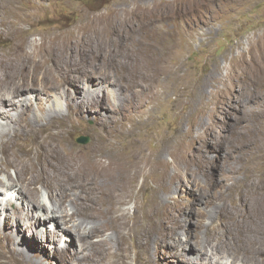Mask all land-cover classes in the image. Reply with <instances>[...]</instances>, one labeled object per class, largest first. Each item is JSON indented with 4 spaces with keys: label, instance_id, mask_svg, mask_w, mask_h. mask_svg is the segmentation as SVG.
<instances>
[{
    "label": "rangeland",
    "instance_id": "rangeland-1",
    "mask_svg": "<svg viewBox=\"0 0 264 264\" xmlns=\"http://www.w3.org/2000/svg\"><path fill=\"white\" fill-rule=\"evenodd\" d=\"M4 2L7 5L6 24H0V53L5 54L13 50L16 53L12 52L14 55L11 53L9 57L11 64L1 67L0 97H4L5 94L11 95L27 86L48 91L50 94L66 87V90L74 92L73 94L75 90L79 91L81 97L76 93V98H79L80 106L88 110L79 114L81 119H74L73 116H76L74 113L70 112L67 115L64 97L58 96L61 114L67 115L64 121L67 129L64 132L66 143L60 147L58 158L54 156L50 158L54 163L64 156L66 149L89 147L94 142L98 143L103 154L113 150V145L126 152L131 147L128 144L129 137L141 139L148 153L155 150L160 152L157 151L160 159L167 164L156 165L159 171L165 167L172 171L173 158L176 157L181 175L184 176L185 160L192 159V170L187 172L195 179L191 191L173 188L170 196L166 197L165 190L157 186L156 181L160 173L153 172L149 166L136 182H130L126 201L118 205V211L126 209L131 218L139 215L146 202L156 192L163 202L168 203L164 213L174 218L176 232L180 233L178 240L184 248L181 250L179 242L174 241L166 230L157 234L152 244L144 251L136 247L132 237L126 236L125 241L129 245L128 263L207 264L211 260L212 264H218L217 260L221 258L222 264H231L233 261L235 262L232 264H264V147L262 149L259 146V143L264 141V85L250 80L248 76V67L252 66V59L258 58L264 52V0ZM143 41L147 42L144 46L141 43ZM152 45L164 56L165 64L172 69L162 73L158 81H148L153 85L154 92L140 93L139 107H126L124 111L115 115L113 122L108 123L109 127L100 129L96 118L99 115L95 113L93 103L84 93L89 89L93 90L97 85L106 92L112 103L117 104V82L129 84L132 89L139 87L135 84H146L144 72L147 70L139 72L138 58L143 51L144 53L152 51L154 48ZM62 71L75 75L73 83L64 84ZM89 78L96 80V84L91 82L83 84V81ZM102 91L100 94L104 95ZM29 96L35 102L34 94L31 93ZM35 106H32L27 115L21 114L20 120L12 123L9 130L8 127L0 125V155L3 151L2 139L3 141L9 139L14 150L23 153L27 158L32 157V161L38 162L40 167V162L45 158L36 154V138L46 130L54 133L55 127L50 125L51 123L50 127L43 124L42 118L49 107L40 104L38 111ZM37 111L39 115H36L38 119L36 128H28L32 114ZM103 134L116 136L109 137L106 142L98 138ZM46 170L51 171L50 168ZM55 173L63 178L65 171L55 169ZM16 174L13 168L5 172L0 170V182L19 180L16 184L24 189L26 195L37 200L36 205H41V201L47 206L51 205L52 201L41 183L32 182L28 173ZM224 174L230 179L224 180L222 176ZM249 179L257 182L258 186L255 191L250 186V190L246 192L248 197L244 196L243 199L257 201L252 200L248 206L243 208L240 204V207L236 208L232 199H239L238 189L242 191L241 188H245L244 185ZM78 185L81 184L67 183L66 192L69 190L71 192L73 187L81 190L85 186ZM104 188L108 187L105 185ZM92 190L84 188L82 192L95 198L96 203H103V208L113 207L110 199H106L109 196L107 192ZM222 198L223 206L232 213L226 220L227 230L223 231V236L220 233L222 247L219 252L214 253L215 241L206 234L208 226L211 223L219 224V220L211 207L205 205V199H211L212 204L216 206L217 199ZM15 205L24 212L30 210L29 201L18 197L16 192L0 194V223L7 221L10 225L9 228H0V264H18L21 260L14 252L9 251L19 245L7 239L4 236L7 233L17 240L21 239L18 241L20 245L22 240L27 242L33 237L38 238L41 243H46L45 250H29L30 255L38 260L39 264H58L57 253L62 252L54 250V245L61 247L67 244L63 254L66 259H70L76 250L75 246H71L70 236L65 235L62 229H57L59 232L55 237L57 240L50 235L46 239L45 230L54 228L53 223L48 220L35 228L32 227L34 230L18 229L15 221L17 218L13 216L18 211L12 209ZM219 205H222L221 201ZM65 210L71 214L70 207ZM42 213L46 214L44 211ZM200 213H203L202 216H199ZM64 218L67 219L66 224L74 229V220L67 216ZM197 218L202 221L198 231L195 230ZM185 231H188L186 234L190 236V241L185 240V236L181 234ZM107 233H110V230ZM202 240L208 242L206 252ZM193 242L197 243L194 245ZM195 246L205 253L199 257L197 253L185 252L188 247L190 251ZM77 249L80 250V245ZM225 253H229L231 258L229 256L222 258V255L226 256ZM76 256L81 263L86 261L85 259L81 261L80 253H76ZM187 256L194 259L187 260Z\"/></svg>",
    "mask_w": 264,
    "mask_h": 264
},
{
    "label": "bare ground",
    "instance_id": "bare-ground-1",
    "mask_svg": "<svg viewBox=\"0 0 264 264\" xmlns=\"http://www.w3.org/2000/svg\"><path fill=\"white\" fill-rule=\"evenodd\" d=\"M4 1L5 0H0V24H2V25L6 24L5 17H6L7 5L5 4ZM21 40L22 39H20V41ZM141 43L143 46L147 44V42H145V41H143ZM33 46H35V45L33 44ZM12 52L14 53L15 51L14 50L11 52L9 51L5 54L0 53V70H1L2 66L9 65V63L11 62V58H9V57L11 56ZM28 57L30 58V56H28ZM12 58H13V56H12ZM14 60H12V61H14ZM138 60L139 61H138L137 68L139 67V69H138L139 72L141 70H145V69L147 70L146 72H144V75L146 78L144 81L146 84H144V83H143L144 85L135 84L137 86L139 85V87L132 89V88H130L129 84H123L122 82H117V86H116L117 104L112 103L110 101V99L108 98V95L106 94V92L102 91L103 90L102 88L95 85L96 80L89 78V79H86L83 81V84L91 82L92 84H94L96 86L93 90L89 89V91L87 93H84V95L93 103V105L95 107V113H97L99 115L96 118H97V123H98L100 129H104L106 126H108V123L113 122L115 120V115L121 111H124V109L126 107H135V106L139 107L141 104L139 102V94L140 93H153L154 92L153 85L151 83H149L148 81L152 80V81L156 82L159 80L158 78L160 77V75L162 73L167 72V71L172 69L171 67H168L165 64L164 56L162 54L158 53V49L156 47H154L153 50L148 52V53H144V51H143V54L138 58ZM30 61H31V58H30ZM252 62H253L252 66L248 67L249 68V71H248L249 79L253 80V81H257L260 85H264V52L261 53L258 58H253ZM62 64L63 63H61V65ZM54 65H56V64H54ZM7 68L8 67H6V69ZM56 69H58V68H56ZM13 70H15V69H13ZM29 70H26V71H29ZM59 70H60V68H59ZM64 70H66V69H64ZM10 71L12 72V70H10ZM30 71H32V70H30ZM19 72H20V69H19ZM62 72H64V71H62ZM83 72H85V71H83ZM7 73H8V71H7ZM3 74H5V73L3 72ZM74 74H75V72H74ZM14 75H16V74H14ZM17 75H18V73H17ZM32 75H33V73H32ZM36 75H35V77H36ZM74 76L75 75H73V74H69L67 72H64V78H65L64 84L73 83L72 80H74ZM20 79H22V78H20ZM50 79H51V77H50ZM50 79H49V82H50ZM25 80L26 79H24V81ZM34 80H36V79H34ZM1 82H3V81H1ZM28 83H30V82H28ZM58 84H59V82H58ZM74 86L76 87V85H74ZM29 88L30 87H28V86H27V88H20L19 90L15 91L11 95L5 96L6 95L5 94L4 97L3 96L0 97V125L5 127V128L8 127V130H9V127L11 126V124L16 122L21 117V114H22V116H24V114H26V113L28 114V111L32 110V106L36 105L35 107L37 108L38 111H40V107H38V106H40V104L45 105L44 107L48 106L49 109H48V111H46V113L44 114V117L42 118L44 120L43 124L45 126H48L51 123L50 125H53L55 127L54 133H51V132L46 130L42 134L43 136L42 135L38 136L36 138V141H35V146H36V150H37L36 154H38L40 157L45 158V159L40 162V167H39L38 162L32 161V159H31L32 157L27 158V157H25V155L23 153H19V151L17 152L16 150H14L9 139H5L4 141L2 139L1 148L3 149V151H1L2 153L0 155V170H3L5 172L9 168H13L15 173H17V174L28 173L30 176V180L32 182L41 183V185L44 187V189L47 192L48 198L52 201V203L50 206H47L45 202L41 201V205L40 204L36 205L37 200L35 201L33 196L30 197V196L26 195V193H24V191H23L24 189H22L20 185L16 184L19 180L17 182H14L15 180L14 181L5 180L3 182L1 181L0 182V194H2V193L5 194L6 192H16L18 197L20 196V197L24 198L25 200H28L29 204H30V210H27L26 212H24L18 205H15L14 208H12V209L18 211V212L15 211L17 213L13 214V216L15 215L17 218L15 220L16 225H17L16 227L18 229L19 228L26 229V230L30 229V228L32 229V227L35 228L37 225H40V223L48 220L51 223H53L54 228L45 230L46 239H48V235H50L53 239H56L55 238L56 234H59L57 229L58 230L62 229L64 231L65 235L70 236L71 237V246H75L74 249H76L75 253L70 257V259H66L63 253H64V250L67 249L68 245L65 244L61 247H57L56 245H54V247L56 248V249L54 248V250H57V251L59 250L62 252V253H57V255L59 257L58 261H57L58 264H69V263L70 264H72V263L73 264H129L128 263L129 245L125 241L126 236L132 237L136 247L139 248L140 250L144 251L149 247L150 244H152L154 237L157 234L163 233V231H165V230L168 233V235L171 238H173L174 241L177 240V243L179 242V246L182 250L184 247H183V244L180 243V241L178 240L180 237L179 236L180 233L176 232L175 220L170 214L165 215V213H164V209L166 208L168 203L163 202L161 200V198H159V196L157 195L156 192L154 193V196L148 202H146L145 208L143 209V211H141L142 213L139 215H136L134 217L132 216V218L128 214V211L126 209L118 211V205L122 204L126 201L127 192L129 189L130 182H132V181L136 182L138 177L141 174L145 173L144 169L147 166H149V169H151L153 172H159L160 173L159 177H157L158 179L156 178L157 179L156 182H157V184H158L157 186L159 188H163L165 190V192L167 194L166 197L170 196V193H171L173 188H176L178 190L182 189V191L184 190L187 192L191 191L192 190L191 189L192 184L194 183L195 179L192 178V176H190L189 173L187 174V172H188V170H190V171L192 170V159L188 158L185 160L184 168H185L186 174L184 176L181 175V172L179 170L180 168L178 165V159L176 157L173 158L172 171L168 170L169 168L167 169L166 167L159 171V170H157L156 165L159 164V166H160V164H161V166H162L163 164H165V165L167 164L165 161H162L160 159V156L158 154L159 151L155 150V152H153V153H148L147 151H145L143 143L141 142V139L129 137L128 138V144L131 147L126 152L123 150L121 151L118 147H116L117 145L116 146L113 145L114 146L113 150H111V151L109 150V152L107 154H103L102 152H100V150H102V149H99L98 143L94 142L89 147H80V148L79 147H71L69 149H66L64 156H61L59 158L58 162L54 163L50 158H53V156L58 158V156H59L58 151H59L60 147L64 146L66 143L64 132L67 128L64 124V121L67 118V115L70 112H72L76 115V116H73L74 119L75 118L81 119L79 114H83L84 112H88V110L87 109L84 110V108H82L78 102L79 98L78 99L76 98V93H79V91L75 90V94H73L74 92L73 93L68 92L66 90V87H63L61 91L58 92L57 90H59V89H57L54 93L50 94L48 91H47L48 92L47 93L42 89L37 90L35 88H30V89ZM70 89H72V88H70ZM100 91H102V93H104V95L100 94ZM4 93L5 92H3V94ZM31 93H33L35 96V102L33 101V98H31L29 96V94H31ZM60 95L63 96L65 101H66L67 110H68L67 115L61 114L62 109L59 108V99H58V96L60 97ZM100 95L101 96L103 95V96L100 97ZM79 97H81L80 93H79ZM38 111L36 113L32 114V118H30L31 123L27 125L28 128H31V129L36 128V126H37L36 122L38 120L36 115H39ZM55 117H56V119H55ZM18 122H20V121H18ZM24 123H26V122H24ZM50 125L48 127H50ZM20 127H22V125ZM25 129H26V127H25ZM30 132H31V130H30ZM5 133L6 132H3V134H5ZM33 134H34V132H33ZM111 136L114 137L116 135L111 134L109 136L107 134H103V135L99 136L98 138L101 141L108 142V140L111 138ZM129 136H130V134H129ZM54 139H55V143H53ZM4 142H6V144ZM114 143H115V141H114ZM21 144H23V143H21ZM259 146L263 149V147H264V141L263 140H262V142L259 143ZM120 148H122V147L120 146ZM18 149H19V147H18ZM31 151H32V149H31ZM32 156H34V155H32ZM48 168H50L51 171H47L46 169H48ZM55 169L65 171L63 178H61L58 174L55 173ZM21 176H23V175H21ZM222 176L224 177V180L230 179L227 177L228 175H226V174H224ZM250 177H252V176H250ZM6 179H9V178L6 177ZM17 179H19V178H17ZM67 183H69L70 185L81 184V185H85V186L82 187L81 190H76V188L74 189V187H73L71 192H70V190H69V192H66V184ZM226 183H227V181H226ZM246 183L247 184L244 185L245 188H241L242 191H239V189H238L239 199L238 198L232 199L234 201V205L236 208H238V206L240 204L243 205V208H244L250 201L253 200V199H245V198L243 199V197L248 195V193H246V192L248 190H250L249 189L250 186H252L253 191H255L258 184H257V182H255L251 179H249ZM81 185H78V186L81 187ZM105 185L108 188H104ZM84 188H90L93 190H97V192H107L109 194V196L107 194L108 198H106V199H110V201L113 203V207L112 208H103L102 207L103 203L102 204L96 203V201L94 200L95 198H91L87 193L82 192L84 190ZM98 195H99V193H98ZM62 196H65V198L63 199ZM102 196H103V194H102ZM217 201H218V204L215 206L214 204H212L211 199H205V205L211 207L213 212L216 214L217 219L219 220V224L211 223L208 226V230H207V234H206L207 236L212 238V240L215 241V243H214L215 252L214 253L219 252L220 248L222 247V240L220 241V233L223 236V231H225V229H226V225H225L226 220L230 217V214L232 213V211H230L229 209L227 210V208L223 206L224 205V198L217 199ZM220 201H221L222 205H219ZM253 201L255 202L257 200L254 199ZM67 207H70V209L72 210V211L70 210L71 214L66 213L65 209H67ZM183 209L185 211L187 210L184 206H183ZM11 210L9 211L10 214H12ZM166 210H167V214H168L169 208ZM43 211L46 212V214H43L42 213ZM202 214L203 213H200L199 216H202ZM15 216H14V218H15ZM64 216L65 217L67 216L70 219L74 220L73 221L74 222L73 223L74 229H71L72 227L70 228L69 224L68 225L66 224L67 219L64 218ZM235 218H237V217H235ZM235 218H232V219L235 220ZM201 225H202V221L200 220V218H197L195 221V230L198 231V229L201 227ZM1 227L2 228L3 227L9 228L10 225L7 223V221H5L3 223H0V228ZM32 230H34V229H32ZM109 230H110V233H107V231H109ZM188 231L182 232L181 234L185 236V240L190 241V238H189L190 236H188V234H186V232H188ZM4 236L7 239L13 241V244L19 245V246H14L12 249L9 250L10 252L11 251L14 252L16 254V256H19L21 258V260L18 261V264H30L32 262L35 264L40 263L38 260L33 259L34 257L32 255H30L29 250L30 249L45 250L46 246H47L46 243H41L38 241V238L33 237V239H30L27 242L22 240V245H20L19 242L21 239L17 240L15 237L9 236L8 233H7V235L5 234ZM96 237H97V239H96ZM76 239L79 240L80 243H78V241ZM196 243H194V245ZM201 243H202V246L206 252V245L208 243L207 240H202ZM79 245H80V250L77 249V247ZM197 248H199V247L195 246L194 249L191 248V250L189 251V247H188L185 252H189L188 254L197 253L200 257V254L202 255L205 252H203L202 250L197 249ZM78 252L80 253V257L82 259L81 261H83L85 259L86 260L85 262L81 263L79 261L80 259L79 260L77 259L76 253L79 254ZM217 255H219V253ZM225 255L226 256L222 255L221 257L227 258V256H229V253H225ZM10 256H11V254H10ZM74 256H76L77 260H75ZM231 256H233V255H231ZM11 258H12V256H11ZM195 258L198 260V258L196 256H195ZM232 258H234V257H232ZM192 259H194V258H191V256H187V260H192ZM220 259L221 258H219V260H217L218 264H222V262H223V261H221L222 259L221 260ZM199 261H201V260L199 259ZM210 261H208V263L206 261V263L212 264V262H210ZM215 261H216V259H215ZM233 262H235V261H233ZM236 262H237V260H236ZM257 264H259V263H257Z\"/></svg>",
    "mask_w": 264,
    "mask_h": 264
},
{
    "label": "water",
    "instance_id": "water-1",
    "mask_svg": "<svg viewBox=\"0 0 264 264\" xmlns=\"http://www.w3.org/2000/svg\"><path fill=\"white\" fill-rule=\"evenodd\" d=\"M86 139V138H85Z\"/></svg>",
    "mask_w": 264,
    "mask_h": 264
}]
</instances>
